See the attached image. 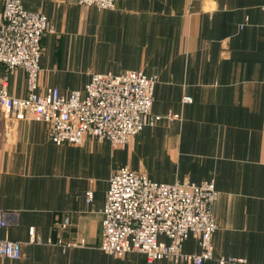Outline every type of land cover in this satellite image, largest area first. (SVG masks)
I'll use <instances>...</instances> for the list:
<instances>
[{
    "label": "crops",
    "instance_id": "1",
    "mask_svg": "<svg viewBox=\"0 0 264 264\" xmlns=\"http://www.w3.org/2000/svg\"><path fill=\"white\" fill-rule=\"evenodd\" d=\"M22 1L54 27L42 42L40 91H84L93 73L140 70L157 77L152 111L162 118L115 149L90 136L56 144L46 122L0 107V209L9 221L0 234L22 244L19 259L0 264H173L100 248L109 180L124 165L157 182L213 180L214 258L203 264L264 263V0ZM2 10L0 0V19ZM4 85L28 94L25 71L0 63ZM183 248L198 252L197 239Z\"/></svg>",
    "mask_w": 264,
    "mask_h": 264
},
{
    "label": "built area",
    "instance_id": "2",
    "mask_svg": "<svg viewBox=\"0 0 264 264\" xmlns=\"http://www.w3.org/2000/svg\"><path fill=\"white\" fill-rule=\"evenodd\" d=\"M73 1L114 8L117 0ZM2 2L0 63L8 72L23 69L28 86L24 97L11 95L5 85L0 89V107L6 114L18 120L46 122L49 138L56 144L81 145L90 136L98 141L107 140L115 149L124 148L131 137L162 118L152 111L157 77L140 70L93 73L84 91L62 92L55 86L40 91L42 42L54 27L45 13L25 8L22 0ZM218 196L213 180L157 182L145 172L121 166L109 180L100 248L117 257L136 251L146 254L150 261L203 264L214 258V204ZM92 198L93 191L89 190L87 201ZM8 224V215L0 209V229ZM67 224L68 219L64 222ZM30 233L34 235L33 228ZM189 236L197 239L198 252L184 250ZM0 256L19 259L22 244L0 234ZM218 263L264 264L235 256H221Z\"/></svg>",
    "mask_w": 264,
    "mask_h": 264
}]
</instances>
